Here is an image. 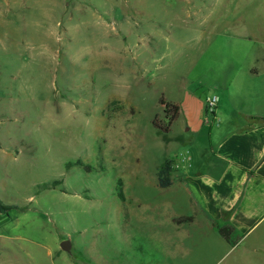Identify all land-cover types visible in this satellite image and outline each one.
Instances as JSON below:
<instances>
[{"label":"rangeland","instance_id":"rangeland-1","mask_svg":"<svg viewBox=\"0 0 264 264\" xmlns=\"http://www.w3.org/2000/svg\"><path fill=\"white\" fill-rule=\"evenodd\" d=\"M225 49L264 57V0H0V200L26 207L0 213V264H264V229L224 238L157 175L219 119L184 130L190 104L162 132L159 98L218 94Z\"/></svg>","mask_w":264,"mask_h":264},{"label":"crops","instance_id":"crops-1","mask_svg":"<svg viewBox=\"0 0 264 264\" xmlns=\"http://www.w3.org/2000/svg\"><path fill=\"white\" fill-rule=\"evenodd\" d=\"M234 53L228 49L223 52L227 80L216 86L220 88L216 94L218 123L210 125L204 144L196 147L189 170L174 163L173 172L192 187L204 216L210 217L214 224L218 222L220 227H231L238 239H246L264 229V57L255 55L239 61ZM187 96L190 100L169 102L179 105L178 117L183 107L189 111L190 104H194L192 110L196 103L199 108L196 122L183 126L186 131L201 133L205 123H210L202 122L207 96ZM8 150L0 144V151ZM67 263L81 264L72 259Z\"/></svg>","mask_w":264,"mask_h":264},{"label":"trees","instance_id":"trees-1","mask_svg":"<svg viewBox=\"0 0 264 264\" xmlns=\"http://www.w3.org/2000/svg\"><path fill=\"white\" fill-rule=\"evenodd\" d=\"M159 104L162 106L163 113H164V120L158 121L155 119L153 122V125L158 128L160 131L167 133L170 131V126L171 124L176 120V118L179 115L180 107L179 105L166 101L163 96L159 98ZM75 165L82 166L85 171H90L91 167L89 165H84L80 161H76L74 163ZM173 171V163L171 159H166L159 168L157 175H158V180H159V185L162 188L168 187L171 184V173ZM62 183V180H52L49 182H44L42 184H38L37 186V192L43 191V190H54L57 188L59 184ZM63 190V189H62ZM64 191V190H63ZM119 196L123 198L121 191L119 192ZM13 209H20V210H25L26 207H20L19 205L16 204H4L0 200V213L3 214H9V211ZM190 219V217H179V218H173L172 221L174 222H180L183 220ZM232 228L229 226H223L220 227V233L225 235H229L232 233Z\"/></svg>","mask_w":264,"mask_h":264},{"label":"built area","instance_id":"built-area-1","mask_svg":"<svg viewBox=\"0 0 264 264\" xmlns=\"http://www.w3.org/2000/svg\"><path fill=\"white\" fill-rule=\"evenodd\" d=\"M218 103V96L217 95H210L207 96L205 99V118L204 122H210L209 115L213 116V120L216 119L215 110Z\"/></svg>","mask_w":264,"mask_h":264},{"label":"water","instance_id":"water-1","mask_svg":"<svg viewBox=\"0 0 264 264\" xmlns=\"http://www.w3.org/2000/svg\"><path fill=\"white\" fill-rule=\"evenodd\" d=\"M60 248L64 251H70V242L68 240H64L60 243Z\"/></svg>","mask_w":264,"mask_h":264}]
</instances>
